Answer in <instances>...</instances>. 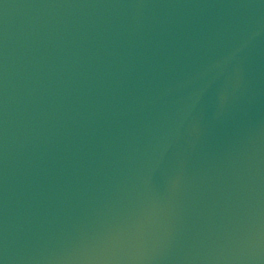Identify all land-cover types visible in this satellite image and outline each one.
<instances>
[{"label":"water","instance_id":"water-1","mask_svg":"<svg viewBox=\"0 0 264 264\" xmlns=\"http://www.w3.org/2000/svg\"><path fill=\"white\" fill-rule=\"evenodd\" d=\"M0 264H264V0H0Z\"/></svg>","mask_w":264,"mask_h":264}]
</instances>
